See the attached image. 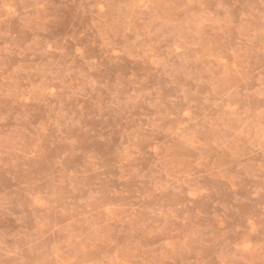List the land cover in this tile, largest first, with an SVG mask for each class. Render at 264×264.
Here are the masks:
<instances>
[{"label": "rangeland", "instance_id": "1", "mask_svg": "<svg viewBox=\"0 0 264 264\" xmlns=\"http://www.w3.org/2000/svg\"><path fill=\"white\" fill-rule=\"evenodd\" d=\"M0 264H264V0H0Z\"/></svg>", "mask_w": 264, "mask_h": 264}]
</instances>
